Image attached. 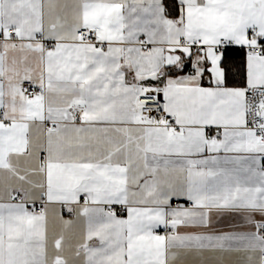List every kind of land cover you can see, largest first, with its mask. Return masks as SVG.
<instances>
[{
  "label": "snow or ice",
  "instance_id": "obj_1",
  "mask_svg": "<svg viewBox=\"0 0 264 264\" xmlns=\"http://www.w3.org/2000/svg\"><path fill=\"white\" fill-rule=\"evenodd\" d=\"M0 264H264V0H0Z\"/></svg>",
  "mask_w": 264,
  "mask_h": 264
}]
</instances>
